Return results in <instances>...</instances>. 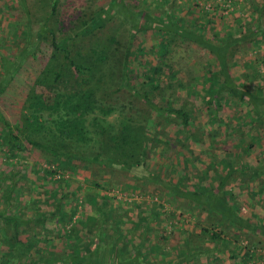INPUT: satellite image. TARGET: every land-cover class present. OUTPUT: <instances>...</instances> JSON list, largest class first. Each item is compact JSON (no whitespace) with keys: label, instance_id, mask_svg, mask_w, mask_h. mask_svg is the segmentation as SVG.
Instances as JSON below:
<instances>
[{"label":"trees","instance_id":"16d2710c","mask_svg":"<svg viewBox=\"0 0 264 264\" xmlns=\"http://www.w3.org/2000/svg\"><path fill=\"white\" fill-rule=\"evenodd\" d=\"M58 1H50L51 15L45 20L47 22L53 20L54 27H49L45 22H36L37 12L31 11H36V7L30 8L27 0H20L21 6L18 11H21L22 7L25 18L23 21L21 19L17 21V18L13 20L12 26L16 25V28L12 30L10 37H13L11 42H14L15 30L24 28V35L18 37L19 42H15L21 46V49L12 56V59H3L5 75L0 80V104H4L2 105L4 112H0V150L4 151V155L22 158L20 155L25 154L30 148L40 153L42 151L45 161L51 164L56 161L58 164L65 162L66 165L77 162L80 166L85 165L90 170L91 168L97 170V179H104L103 175L107 168L130 171L139 180L143 178L151 181L154 180V176L150 174L146 164L149 151L160 146L168 150L167 156L169 153L171 157H175L172 151L173 141L184 149H178V152L187 151L188 144L190 146L201 144L205 147L208 145L207 148H214L216 141L212 140V137H219L222 126L227 127L219 118V114H224L223 107L245 103L249 106V110L251 109L248 112L240 111L243 117L248 118L250 125L248 133L241 128V134H244L241 144L246 142V146L238 151L237 158H230L232 153L224 147V158L222 157L221 160L224 163L223 171L219 174L221 178L216 188L210 184L207 187L196 185L193 191L184 192L173 187L177 195L184 197L187 207L196 206L200 213H206L205 219L209 221L207 226L198 222L196 230L187 233L185 244L187 249L177 264L191 263L203 253H216L213 242L222 241L224 235L221 227L222 218L213 220L216 214L225 218L230 224L233 222L232 226L241 233L262 227L263 225L257 222L258 212L255 206L250 207L252 214L256 215V219L251 220L244 217L238 205L227 204V200L230 201L234 196L226 186L239 176L248 177L249 182L255 185L256 192L260 188L258 194L254 193L255 196L262 194L261 189H263L255 181L259 177V170H254L250 166L251 161H242V155L250 154L253 148L260 144L264 145V135H260V131L264 129V94L259 84L256 90L251 92L246 86L237 85L229 78L226 54L237 41L227 38L220 47L210 45L211 43L200 33L184 28L180 19L170 12L176 2H171L172 5H169L165 22L157 19L158 24L153 22V17L143 10L137 13V18L133 17L125 0H110L106 7H96L89 14L85 12L77 14L76 23L67 21L68 24L65 26L53 17L54 13L56 14ZM40 4L44 5V2ZM263 4L257 9L259 15L264 11ZM141 29H156L163 36L160 44L163 45L166 53L171 51L177 55L182 52V55L187 54L193 59L191 55L194 52L192 48L194 45L216 57L220 69L217 73H213L207 67L210 76L205 79L214 92L213 95L206 94L207 97H203V106H206L211 117L210 132L202 133L204 128L195 125L196 115L187 101L179 106L174 105L169 99L164 101L163 95H166V89L170 91V96H175L176 91L185 86L189 87V82L193 79L192 74L186 75L191 79L186 77L182 80L180 67L177 64L167 67L159 62L146 70L140 68L142 64L134 66L136 58H134L132 40ZM83 39H89L95 44L90 43L84 49L81 46ZM174 45L176 46L172 47ZM39 47L40 60L49 57L44 65L39 63V56L38 62L33 63L36 56L33 52ZM30 54L32 56L27 62L25 59ZM0 58H2L1 54ZM30 64L37 68L34 77ZM28 69H30L29 76L33 77L32 82H28L25 77ZM142 76L143 79L136 82ZM157 76L160 77V81ZM18 86H22L19 90L23 95L22 105L9 92L11 88ZM17 107L22 110L18 116L13 114ZM115 110L124 112L116 127L107 123L105 119ZM7 112L13 114L11 119H16L14 124H11L10 117L4 114ZM87 123L91 124L93 131L85 126ZM213 124H215L214 128ZM148 129L152 131L151 137L144 133ZM42 132L51 139L41 141L42 138L35 137ZM164 132L169 133L171 137L162 138L161 134ZM233 139L234 143L241 142L235 135ZM94 149L96 151L86 156V152ZM168 159L172 160V158ZM15 166L16 163L12 164V169H15ZM205 169L209 171L210 165ZM53 172L54 170L51 169L44 170L46 175H52ZM208 175L209 173L204 170L203 179ZM5 177L4 181L0 180V191L3 192L0 197V246L6 248L0 247V264H133V259L125 257L122 248L116 245L118 241L115 228L122 229L121 226L111 219V224L105 222V218H110L106 204H99V218H95L94 222L86 223L85 219H80L77 227H72L70 233L65 232L70 237H79L86 227L78 247L71 248V251L65 250L61 254L50 252L46 249V242L53 239L50 232L55 230L56 234L61 236L67 225L64 220L66 209L61 213V217H54L60 211V201L65 194L58 201L53 202L55 212L40 213L39 210L36 211L38 206L32 204L33 213L30 211L31 214L26 215L13 207L19 202L18 174H7ZM250 183L244 179H240L239 182L241 185L249 186L252 191ZM92 204H98L95 198H92ZM102 207L105 209L103 210ZM76 212L77 208H74L71 215L74 216ZM48 221L57 227L52 223L51 227H47ZM205 236L208 237L209 242ZM211 243L212 246H207ZM200 244L205 246L202 254V251L197 249ZM246 257L249 258L248 253Z\"/></svg>","mask_w":264,"mask_h":264},{"label":"rangeland","instance_id":"374dc122","mask_svg":"<svg viewBox=\"0 0 264 264\" xmlns=\"http://www.w3.org/2000/svg\"><path fill=\"white\" fill-rule=\"evenodd\" d=\"M27 1L30 8L36 7V11L31 10L33 13L37 12L35 16L36 22H45L49 27H54L53 20L48 22L45 20L46 17L51 15V0ZM109 1L59 0L55 11L56 14L54 13L53 17L66 26L68 24L67 21L76 23L77 14L81 12L89 14L96 7H106ZM125 1L133 17L137 18V13L143 10L145 13H149L153 17V22L157 24V19L160 22H165L169 5H172L171 2H176V4L172 5L173 10L170 12L174 14V17L180 19L179 21L182 22L184 28L200 33L211 43L210 45L220 47L227 38L228 40L237 41L226 54V68L229 78L237 85L246 86L251 92H254L259 84L264 94V11L261 15L257 11L264 3V0ZM41 2H44V5H41ZM20 6V0H12V5H10V0H0V54L2 55V58H0V80L5 75V69L2 66L3 59H12V56H15L19 52L18 50L21 49V46L15 42H19L18 40L20 39L18 37L24 35V28L15 30L16 37L14 42H11L13 37H10L12 30L16 28V25L12 26L13 20L17 18V21L20 19L23 21L25 18V14H22V7L21 11H18ZM47 13L49 14L47 15ZM253 32L255 33L253 34ZM243 38L246 39L243 40ZM162 40L163 36L156 29H141L140 32H137L132 40V47L135 50L134 58H136L134 66L142 64L140 68L146 70L149 66L159 62L165 66L167 65V67L177 64L180 67L182 80L192 74L193 79L188 77L191 79L189 87L185 86L176 91L175 96H170V91L166 89V95H163L164 101L169 99L177 106L187 101L196 115L195 125L204 128L202 133L210 132L211 122L209 119L211 117L206 110V106H203V97H207L206 94L213 95L214 92L205 79L210 76L206 70L207 67L213 73L219 71L220 66L216 57L199 46L196 48L194 45H192L194 52L191 55L193 59L188 57L187 54L182 55V52L177 55L171 51L166 53L163 45L160 44ZM81 42V46L84 49L90 43L92 45L94 43L89 39H83ZM36 49L33 52V55H36L33 63L36 64L39 60V63L44 65L49 57L40 60V47ZM31 56L30 54L25 60H29ZM38 56L39 59L37 60ZM30 66L34 77L37 68L31 64ZM29 70L25 73V77L26 80H29L28 82H32L33 77L29 76ZM157 77L160 81V77ZM141 79H143V76L136 82L141 81ZM21 88L22 86H18L9 90L14 99L20 102V105L23 104V95L19 91ZM2 105L0 104V112H4ZM250 110L245 103H236L234 106L223 107L222 112L224 114H219V118L227 127L222 126L219 137H212V140L216 141L214 148H207L208 145L205 147L201 144H192L191 146L188 144V152H178V149H184L180 148L179 143L173 141L174 149L172 151L175 157H171L169 153L167 156L168 150L160 148V146L149 151L146 157V164L148 165V171L154 176V180L151 181L143 178L139 180L130 171H124L123 169L109 170L107 168L103 175L104 179H97V170H92V168L90 170L85 165H78L77 162L66 165L65 162L58 164V161H56L51 164L45 161V155L42 151L40 153L30 148L25 154L20 155L22 158H19V156L17 158L7 157L4 155V151L0 150V180L4 181L7 174H18V186L20 189H18L17 199H19V202L14 204L13 207L26 215H29L28 213L32 210V204L38 206L36 211L39 210L40 213L55 212L53 202L58 201L65 194V197L60 201V211L54 217H61V213L66 209L67 213L64 216V220L67 225L61 236H58L55 230L50 232V236L53 239L50 242H46V249H49L50 252L61 254L65 250L71 251V248L78 247L84 232H86V227L82 230V235H79V237H70L65 232L70 233L72 227H77L80 224V219H85L86 223L94 222L95 218H99V204H106V210L109 212L110 218H105V222L106 224H111V219L119 223L118 225L122 229L115 228L116 240L118 241L116 245L122 248V253L125 257L133 259V264H177L187 249L185 245L187 233L194 232L198 222L203 226H207L209 221L205 219L206 213H200L196 206L187 207L184 197L177 195L173 187L184 192L193 191L196 185H206L207 187L210 184L216 188L221 178L219 174L223 171L222 166L224 163L221 160L222 157L224 158V147L232 153L230 158H237L238 151L246 146V142L241 144L244 135L241 134V128L248 133L250 132L248 129L250 125L248 124V118L243 117L240 111L248 112ZM21 111V108L18 109L17 107L13 114L18 116ZM122 113L124 114L121 110H115V112L105 118L106 122L116 127L118 120L123 116ZM4 114L8 118L10 117V123L14 124L16 119H11L13 114L10 112ZM85 126L90 131H93L91 124L87 123ZM212 126L214 128L215 124ZM165 127L168 128V125L165 124ZM151 132L148 129L144 133L146 136L151 137ZM173 133L174 131L171 132V134ZM234 135L241 142L234 143ZM260 135H264V129L260 131ZM161 136L162 138L171 137L167 132H164ZM35 137L37 139L42 138L41 141L51 139L45 132ZM184 139H186V136ZM184 139L182 140L184 141ZM93 151L96 150L86 152V156H89ZM242 156V161H251L250 166L254 170L260 171H258L259 177L255 181L262 186V194H259V197L255 196V185L249 182L248 177L239 176L237 179H232L230 185L226 186V189L231 191L234 196V198L231 197L230 201L227 200V204L229 206L238 205L244 217L247 219L251 218V220L256 219V215L250 211V207L255 206L258 210H256L258 212L257 222L263 226L254 230H245V232L241 233L232 226V224L234 225L233 222L230 224L225 218L216 214L214 221L222 218L223 239L220 242H213L214 244H207V246L215 245L216 253L207 252L208 254H204L205 246L200 244L197 249L201 250L203 255L187 264H264V145L260 144L253 148V152ZM168 158H172V160ZM15 163L16 168L12 169V164ZM209 165L211 169L207 171L205 168L209 167ZM47 169L54 170L53 174H44V170ZM204 170L209 173L206 179H203ZM240 179L250 183L252 191L249 186L239 184ZM259 192L260 188L255 194ZM2 194L3 192L0 193V197H2ZM92 198H95L98 204H92ZM236 205L234 206L237 207ZM105 207H102V209L104 210ZM74 208H77V212L72 216L71 213ZM51 223L48 221L47 227H51ZM52 224L55 225L54 223ZM55 226L57 227V225ZM118 229H120L121 234ZM116 232H119V234ZM205 239L209 242L207 236H205ZM253 245L256 247L254 248ZM0 247L2 249L6 248L3 245ZM247 253L249 258L246 257ZM250 253L252 256H250ZM231 254L234 256L231 257Z\"/></svg>","mask_w":264,"mask_h":264}]
</instances>
